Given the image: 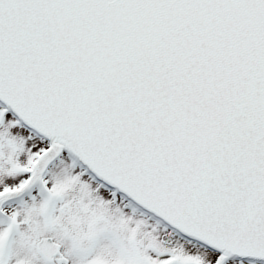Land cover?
<instances>
[{"label":"snow or ice","instance_id":"obj_1","mask_svg":"<svg viewBox=\"0 0 264 264\" xmlns=\"http://www.w3.org/2000/svg\"><path fill=\"white\" fill-rule=\"evenodd\" d=\"M0 264H264V0H0Z\"/></svg>","mask_w":264,"mask_h":264}]
</instances>
